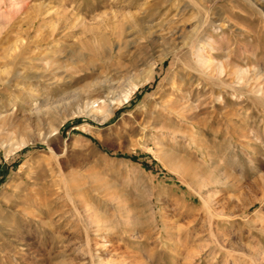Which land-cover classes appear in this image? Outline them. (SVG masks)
<instances>
[{
    "label": "rangeland",
    "instance_id": "obj_1",
    "mask_svg": "<svg viewBox=\"0 0 264 264\" xmlns=\"http://www.w3.org/2000/svg\"><path fill=\"white\" fill-rule=\"evenodd\" d=\"M0 264H264V0H0Z\"/></svg>",
    "mask_w": 264,
    "mask_h": 264
},
{
    "label": "bare ground",
    "instance_id": "obj_2",
    "mask_svg": "<svg viewBox=\"0 0 264 264\" xmlns=\"http://www.w3.org/2000/svg\"><path fill=\"white\" fill-rule=\"evenodd\" d=\"M148 79H149V77L145 78L140 83H138L137 85H134L132 88H130L131 90L128 93H126V95L124 96V101H128L129 98L131 97L132 93L134 92V90H136L138 88V86L141 85L142 83L147 82ZM122 102H123V100H122ZM180 105L177 102H173V101L168 102L167 104H165V107H164L166 114L165 115L163 114L162 116L168 118L170 121H172V117H174V116H178V118L181 117L182 119H185L186 118L185 115L183 113H181L180 111H178V108H180L178 106H180ZM169 115H171L172 117H170ZM112 116H113V114L111 113L106 118L101 119V120H97V121H99L100 123H104V122L108 121ZM159 120L160 119L156 118V119H154L153 123L154 124H158ZM162 121H164V120H162ZM166 125L167 124L165 122L164 125H163V129H168L166 127Z\"/></svg>",
    "mask_w": 264,
    "mask_h": 264
},
{
    "label": "trees",
    "instance_id": "obj_3",
    "mask_svg": "<svg viewBox=\"0 0 264 264\" xmlns=\"http://www.w3.org/2000/svg\"><path fill=\"white\" fill-rule=\"evenodd\" d=\"M131 159L134 160V161H136L138 158L137 157H132Z\"/></svg>",
    "mask_w": 264,
    "mask_h": 264
}]
</instances>
